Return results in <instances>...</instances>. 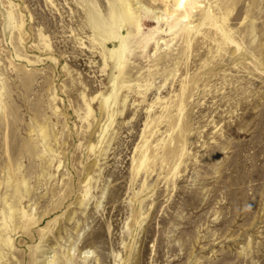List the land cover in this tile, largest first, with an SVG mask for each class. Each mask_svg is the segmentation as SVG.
<instances>
[{
  "label": "rangeland",
  "instance_id": "1",
  "mask_svg": "<svg viewBox=\"0 0 264 264\" xmlns=\"http://www.w3.org/2000/svg\"><path fill=\"white\" fill-rule=\"evenodd\" d=\"M129 4L0 0V264H264V0Z\"/></svg>",
  "mask_w": 264,
  "mask_h": 264
},
{
  "label": "bare ground",
  "instance_id": "2",
  "mask_svg": "<svg viewBox=\"0 0 264 264\" xmlns=\"http://www.w3.org/2000/svg\"><path fill=\"white\" fill-rule=\"evenodd\" d=\"M160 1V0H159ZM164 1V0H161ZM167 1V0H165ZM174 2H179L180 0H173ZM182 1V0H181ZM184 2H187L188 0H183ZM113 7L112 13H111V25L115 26V24L118 22L117 20L122 21L123 23H127L130 26L133 24V9L130 7L129 0H113ZM180 14L178 13V16H180L184 20L185 16V8L182 6ZM178 18V17H177ZM137 23V22H136ZM121 24V23H120ZM136 26V25H135ZM110 27V25H109ZM138 27V26H136ZM118 28V27H117ZM128 35V34H127ZM111 39L117 40L118 46L115 51H111L110 55H115L117 59L122 58V53L125 51L126 46V35L120 36L117 33H113L111 36Z\"/></svg>",
  "mask_w": 264,
  "mask_h": 264
}]
</instances>
